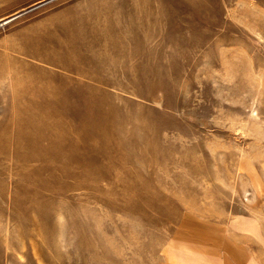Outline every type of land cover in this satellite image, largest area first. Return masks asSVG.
I'll return each mask as SVG.
<instances>
[{
	"label": "rangeland",
	"instance_id": "obj_1",
	"mask_svg": "<svg viewBox=\"0 0 264 264\" xmlns=\"http://www.w3.org/2000/svg\"><path fill=\"white\" fill-rule=\"evenodd\" d=\"M258 221L264 0H0V264H226L207 227Z\"/></svg>",
	"mask_w": 264,
	"mask_h": 264
},
{
	"label": "crops",
	"instance_id": "obj_2",
	"mask_svg": "<svg viewBox=\"0 0 264 264\" xmlns=\"http://www.w3.org/2000/svg\"><path fill=\"white\" fill-rule=\"evenodd\" d=\"M258 224L262 235H264L261 222L258 221ZM225 225L224 232H220L218 227H214L217 225L208 226L207 237L201 241L206 245V249H201L206 250L208 254L219 255L226 264H264V248H262L260 241L250 232L238 229V227L230 225L229 222ZM220 233V236H215V234ZM176 241L191 242L193 240L176 238ZM196 242L198 241L196 240ZM174 245L178 247V243H174Z\"/></svg>",
	"mask_w": 264,
	"mask_h": 264
}]
</instances>
